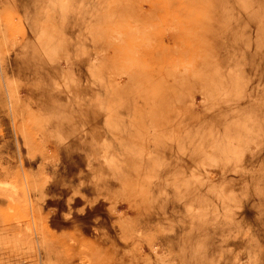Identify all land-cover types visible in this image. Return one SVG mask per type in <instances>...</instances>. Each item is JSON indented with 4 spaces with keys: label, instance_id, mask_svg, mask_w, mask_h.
<instances>
[{
    "label": "rangeland",
    "instance_id": "rangeland-1",
    "mask_svg": "<svg viewBox=\"0 0 264 264\" xmlns=\"http://www.w3.org/2000/svg\"><path fill=\"white\" fill-rule=\"evenodd\" d=\"M0 264H264V0H0Z\"/></svg>",
    "mask_w": 264,
    "mask_h": 264
},
{
    "label": "bare ground",
    "instance_id": "bare-ground-1",
    "mask_svg": "<svg viewBox=\"0 0 264 264\" xmlns=\"http://www.w3.org/2000/svg\"><path fill=\"white\" fill-rule=\"evenodd\" d=\"M254 3V2H253ZM250 13V11H248V10H244V13L243 14H245V15H247V14H249Z\"/></svg>",
    "mask_w": 264,
    "mask_h": 264
}]
</instances>
